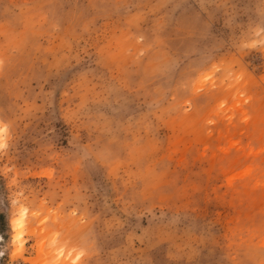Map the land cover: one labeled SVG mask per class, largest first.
Here are the masks:
<instances>
[{
  "label": "rangeland",
  "instance_id": "374dc122",
  "mask_svg": "<svg viewBox=\"0 0 264 264\" xmlns=\"http://www.w3.org/2000/svg\"><path fill=\"white\" fill-rule=\"evenodd\" d=\"M0 62V264H264V0H0Z\"/></svg>",
  "mask_w": 264,
  "mask_h": 264
},
{
  "label": "snow or ice",
  "instance_id": "6c2138e0",
  "mask_svg": "<svg viewBox=\"0 0 264 264\" xmlns=\"http://www.w3.org/2000/svg\"><path fill=\"white\" fill-rule=\"evenodd\" d=\"M2 63V62H0ZM206 79V77H205ZM186 94V93H185ZM197 104H199L201 101L200 100H196L195 101ZM187 110V109H186ZM209 123H212V121H209ZM5 132V129L3 126H0V149H3L5 147L4 142H3V134ZM116 155L118 158L123 157L124 156V151L122 149H118L116 152ZM96 163H98L97 161H93L92 165L94 166ZM26 212V209L21 208L20 209V213H19V217L16 219L12 220V225L14 227V230L16 228H22V218L24 217V214ZM75 213H73L74 215ZM120 229V224L118 222L114 223L113 226V231H117ZM13 243L17 242V241H21L22 240V232L17 231L16 234L12 237ZM21 248L23 247V245L21 244L20 246ZM83 253L78 252L77 256L82 255ZM129 264H152L151 261L147 260V259H141L139 261L136 260H132L131 262H129Z\"/></svg>",
  "mask_w": 264,
  "mask_h": 264
},
{
  "label": "clouds",
  "instance_id": "9594fccd",
  "mask_svg": "<svg viewBox=\"0 0 264 264\" xmlns=\"http://www.w3.org/2000/svg\"><path fill=\"white\" fill-rule=\"evenodd\" d=\"M22 221H23V218H22ZM22 221H21V222H22Z\"/></svg>",
  "mask_w": 264,
  "mask_h": 264
}]
</instances>
